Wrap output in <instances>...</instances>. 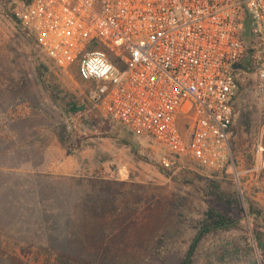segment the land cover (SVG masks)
Listing matches in <instances>:
<instances>
[{"label": "rangeland", "instance_id": "1", "mask_svg": "<svg viewBox=\"0 0 264 264\" xmlns=\"http://www.w3.org/2000/svg\"><path fill=\"white\" fill-rule=\"evenodd\" d=\"M23 11L24 0H0V186L22 211L16 226L0 216V264H179L208 207L234 222L207 233L191 264H264V91L249 54L236 71L234 170L164 164L152 140L93 104L94 82L44 54ZM245 40L251 48L248 26ZM42 206L57 219L47 210L37 221L28 208Z\"/></svg>", "mask_w": 264, "mask_h": 264}, {"label": "built area", "instance_id": "2", "mask_svg": "<svg viewBox=\"0 0 264 264\" xmlns=\"http://www.w3.org/2000/svg\"><path fill=\"white\" fill-rule=\"evenodd\" d=\"M23 22L57 66L95 83L109 120L147 136L164 164L234 170L237 73L264 91V0H24ZM253 41L245 40L246 27ZM264 163V145L256 150Z\"/></svg>", "mask_w": 264, "mask_h": 264}, {"label": "trees", "instance_id": "3", "mask_svg": "<svg viewBox=\"0 0 264 264\" xmlns=\"http://www.w3.org/2000/svg\"><path fill=\"white\" fill-rule=\"evenodd\" d=\"M248 46V45H247ZM251 48L248 47V51H250ZM241 64V68H243V60L240 63ZM217 190V188H216ZM217 191H214L213 193H216ZM6 194L5 191L2 189V186H0V216L3 215L7 218H10L11 220V224L15 225V220H17V215L15 213V211L17 213H21L22 211H19L20 209L17 208L15 206V202L13 201L14 198H12V200L7 199L6 200ZM87 196V195H86ZM84 196L83 198H81V201H83L84 204L86 200L89 201L90 199L88 197ZM93 199V198H92ZM94 202V200H92ZM12 203V205H10ZM95 206V205H94ZM51 207V206H50ZM54 207L51 208H47L45 206H42L41 209L39 208H28L30 213H33V215H37V221L39 220V218L42 216V214L47 213V210L49 211V213H51L50 217H53L52 219L55 220L57 219V217L55 216L57 213L56 211H53ZM23 209V208H22ZM26 209V208H25ZM35 221V222H37ZM50 221V219H49ZM234 222V220L229 219L226 215H224L223 213H221L220 211L215 210L212 207H208L205 210L204 213V217L199 221V225H198V233L195 235L194 239H192V243L190 244V247L186 250L182 260L180 261L179 264H191V260L190 256H192V253L194 252V248L198 245L199 241L210 231H219V230H224L227 229L230 225H232V223ZM5 224V223H4ZM3 222L2 224L0 223V230L3 229V227L5 228ZM55 240V238H52ZM52 239L49 238V241H47L48 243L52 242ZM67 244H69V239H63L62 241L59 240V244L57 245L59 248H64L66 250H70L71 249V245H70V249L69 247H67ZM195 244V245H194ZM73 247L77 248V253H81L80 255H82V253H84V258L86 260H89V252H85L87 251L85 244L81 241L77 242L75 245H73ZM14 256H18L16 254H13ZM87 264H103L102 261L99 259L97 260H92L91 262H88Z\"/></svg>", "mask_w": 264, "mask_h": 264}, {"label": "water", "instance_id": "4", "mask_svg": "<svg viewBox=\"0 0 264 264\" xmlns=\"http://www.w3.org/2000/svg\"><path fill=\"white\" fill-rule=\"evenodd\" d=\"M234 68H241V64L240 63H237L235 65H233Z\"/></svg>", "mask_w": 264, "mask_h": 264}]
</instances>
